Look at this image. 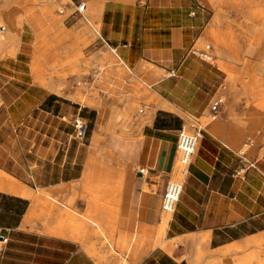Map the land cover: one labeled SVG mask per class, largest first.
Here are the masks:
<instances>
[{
    "label": "crops",
    "instance_id": "0c3cea01",
    "mask_svg": "<svg viewBox=\"0 0 264 264\" xmlns=\"http://www.w3.org/2000/svg\"><path fill=\"white\" fill-rule=\"evenodd\" d=\"M33 1L0 0V173L34 192L0 190V264H98L97 225L131 264H264V119L232 98L213 113L227 74L196 51L224 0Z\"/></svg>",
    "mask_w": 264,
    "mask_h": 264
},
{
    "label": "bare ground",
    "instance_id": "6f19581e",
    "mask_svg": "<svg viewBox=\"0 0 264 264\" xmlns=\"http://www.w3.org/2000/svg\"><path fill=\"white\" fill-rule=\"evenodd\" d=\"M225 4L229 9L238 10L237 15L242 19V35L244 38V42L246 49L245 57L243 62H245V74H248L251 77V85H246L244 87L245 91H251L253 95L257 92L258 95L255 98V102L258 106L261 107L262 113L258 111L251 112L247 119V122L250 121H258L259 116L260 120L264 119V90L261 88L264 87V78L261 75H264V0H238L237 2L234 0H224L221 6ZM220 6V7H221ZM217 39V44L219 43V38ZM4 41H0V48L3 46ZM227 55V54H226ZM233 62L240 61L239 52H232L231 56H227ZM249 58H254L257 60V64L253 66L252 63L248 61ZM219 66L227 72H232L233 66L231 63L219 61ZM36 68V67H35ZM44 85H47L55 90H59L62 85H55L51 82H46L45 80L41 81ZM42 85V84H41ZM259 88L261 89L259 93ZM61 90V89H60ZM75 100L85 101L86 98L80 94H76L74 96ZM258 101V102H257ZM102 107V106H101ZM209 117V116H208ZM211 119H202L200 122L201 127H205L207 122ZM0 190L13 193L19 196L33 198L34 192L26 188L13 179L5 176L0 173ZM54 198L53 196H51ZM56 200V198H55ZM59 204L62 206H66L64 202L57 200ZM67 215L59 214L58 217H62ZM70 216V215H69ZM73 218L72 216H70ZM168 217L163 220L160 236L164 233V230L167 226ZM99 228L100 234L97 236V246L86 247V250L92 255V257L97 261L98 264H106L110 262L113 258L111 251H115L113 238L109 236L108 232L105 230L103 225H97ZM105 248L107 251L103 252L102 249ZM108 252V254H107ZM124 264V263H122Z\"/></svg>",
    "mask_w": 264,
    "mask_h": 264
},
{
    "label": "rangeland",
    "instance_id": "374dc122",
    "mask_svg": "<svg viewBox=\"0 0 264 264\" xmlns=\"http://www.w3.org/2000/svg\"><path fill=\"white\" fill-rule=\"evenodd\" d=\"M238 1V0H234ZM33 4H37V1H33ZM227 5L223 4L221 7L220 5L217 6L216 4L213 5L214 7V19L211 27L208 30V33L205 35L203 39L199 42L200 51L198 52L197 47L196 51L199 56L202 58L215 63L219 66V61L231 63L233 66L232 72H226L227 74V82L226 86L221 89L218 94V97L222 99V103L225 104L229 101L230 98L234 100L236 105H240L242 110H245L246 116L245 119L249 116L251 112L258 111L262 113L261 107L257 105L255 102V98L258 96L256 95L257 92L253 95L251 91H245L244 87L246 85H251L253 83L251 81V77L248 74H245V62H243L245 57V42L242 35V19L237 15L238 10L229 9L226 7ZM0 22L4 23L9 26V24L0 18ZM219 38V43L217 44V39ZM6 40V33H0V41ZM87 52L90 51L89 49L86 50ZM239 52L240 54V61L233 62L227 56H231L232 52ZM227 54V55H226ZM248 61L255 66L257 64V60L254 58H249ZM104 66H101L99 70L101 71ZM73 70H70L71 80L77 77L78 70L75 66H70ZM45 71V68H44ZM89 75L88 72H86ZM64 78L67 79L69 76L68 74H64ZM73 75V76H72ZM264 78V75H261ZM69 81V79H68ZM67 82V81H66ZM70 89H72V85L66 84ZM94 84L87 85V89L94 88ZM264 90V87L261 88ZM259 88V93L261 90ZM93 91H90V93ZM83 96V95H82ZM86 98V97H85ZM258 102V101H257ZM221 110V109H220ZM212 118V117H211ZM260 120V116L259 119ZM200 124V123H199ZM195 128L201 129L202 125H198L194 123ZM188 133H193V131L186 130ZM248 147V146H247ZM176 180H180V178H175ZM44 211V210H43ZM46 214V212H44ZM169 219L170 214H167ZM91 219V218H90ZM89 241H92L90 239ZM103 252L107 250L105 248L102 249ZM113 258L110 262L106 264H131L128 258L117 251H111Z\"/></svg>",
    "mask_w": 264,
    "mask_h": 264
},
{
    "label": "built area",
    "instance_id": "2783aa9c",
    "mask_svg": "<svg viewBox=\"0 0 264 264\" xmlns=\"http://www.w3.org/2000/svg\"><path fill=\"white\" fill-rule=\"evenodd\" d=\"M85 9V3H81L78 6V11L83 13ZM6 26L0 22V33L3 34L6 31ZM171 74H175V72H171ZM222 99L218 97L211 105V111L213 113H218L219 109L222 105ZM75 128V136L78 138H84L86 134L85 125L76 120L74 123ZM200 138V130H197L194 133H188L183 130L178 138V150H179V166H178V174L180 180L171 181L168 183L164 197H163V210L166 213H174L176 207L180 201L184 180L187 178L189 174V169L193 160V156L195 155V151L199 144ZM1 243H6L7 239H1Z\"/></svg>",
    "mask_w": 264,
    "mask_h": 264
}]
</instances>
